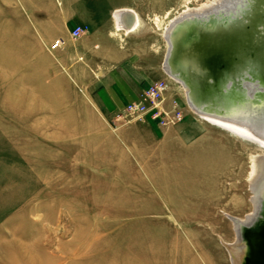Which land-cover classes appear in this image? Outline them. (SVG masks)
Masks as SVG:
<instances>
[{"label":"rangeland","instance_id":"obj_1","mask_svg":"<svg viewBox=\"0 0 264 264\" xmlns=\"http://www.w3.org/2000/svg\"><path fill=\"white\" fill-rule=\"evenodd\" d=\"M4 2L13 9H0V264H232L231 217L253 211L251 156L264 149L197 115L163 69L169 24L225 0ZM122 9L137 15L133 31L117 28ZM78 25L87 30L75 39ZM93 28L107 34V54L125 57L117 72L136 97L118 106L89 104V89L114 72L87 55ZM159 80L181 120L124 117Z\"/></svg>","mask_w":264,"mask_h":264},{"label":"bare ground","instance_id":"obj_2","mask_svg":"<svg viewBox=\"0 0 264 264\" xmlns=\"http://www.w3.org/2000/svg\"><path fill=\"white\" fill-rule=\"evenodd\" d=\"M207 9H213V5L190 11L200 14ZM127 15L133 20H130V25L124 22ZM205 21L181 24L175 28L171 38L176 40L179 60L164 71L176 81L184 80L192 104L208 112H195L197 115L246 137L264 149V94L252 99L238 90L223 89L226 80L241 79L248 74L264 85V0H244L235 14L218 13ZM115 24L117 28L130 32L138 25L137 16L129 9H122L115 13ZM166 37L168 32L165 33L168 43ZM200 57L214 72V83L204 82ZM248 181L254 195L253 206L260 199L261 212L250 223V220L246 223L231 217L235 235L241 236L236 241L237 251L230 249L232 264H264V155L251 156Z\"/></svg>","mask_w":264,"mask_h":264},{"label":"water","instance_id":"obj_3","mask_svg":"<svg viewBox=\"0 0 264 264\" xmlns=\"http://www.w3.org/2000/svg\"><path fill=\"white\" fill-rule=\"evenodd\" d=\"M242 3H244V0H225V3L221 4V6L219 5L218 7H215L211 10H208L204 13H197V14H192V13H186L180 17H178L177 19H175L174 21H172L166 32H168V49L164 58V62H163V69L167 67L169 68V66H172V64L176 63L177 60H179L177 58V43L176 40L173 41V39L171 38L172 33H174L175 28L179 27L181 24H187V23H195L197 21L202 22L205 21L207 19H210L212 17V15H217L218 13L221 14H226V13H233L235 14L236 12L239 11V9L241 8ZM239 5V7H238ZM124 22L125 24H129L131 23L130 19V15L128 17L124 16ZM131 20V21H130ZM206 22V21H205ZM180 58V56H179ZM201 59V60H200ZM204 58H199V65H202L200 71L205 73L204 77L206 79V81L204 82H211L214 83L212 76L215 75L213 71H211V69L209 67H207V64L205 63V61H203ZM193 69V68H192ZM194 73V72H191ZM213 74V75H212ZM250 76V77H249ZM199 77H201V74L199 75ZM179 79V78H178ZM180 82V84L185 88L186 90V85L185 82H183L181 79L178 80ZM261 81L255 77H252L250 74H248L247 76L242 77L241 79L236 77L235 79H228L226 80V82L223 85V89H227L229 88V90H238L239 92L245 94L248 98H255L256 96H258L260 93L264 94V85L263 83H260ZM190 90V89H189ZM186 96H187V102L188 105L190 106V108L197 113H208L207 111H202L199 107H196L195 104H192V101L190 100L187 92H186ZM261 210H260V199L256 200L255 203V207L253 206V211L250 215L245 217V222L247 223L248 220L249 223L257 218V216L259 217ZM245 223V224H246ZM237 241L241 238L240 234L236 237ZM232 261V258H231Z\"/></svg>","mask_w":264,"mask_h":264},{"label":"crops","instance_id":"obj_4","mask_svg":"<svg viewBox=\"0 0 264 264\" xmlns=\"http://www.w3.org/2000/svg\"><path fill=\"white\" fill-rule=\"evenodd\" d=\"M12 7L13 4L11 2L0 3V9H5V10L13 9ZM81 22L82 21L80 20L77 21V23H81ZM84 22H86L89 25V17H87V19ZM67 25H69L68 22H66V26ZM69 33L70 31L68 27H66L65 37H68ZM90 34L91 35H89L88 33V35L85 38L86 52L88 57L89 58L95 57V60L97 61L96 63L97 67L107 66L109 69L113 68L114 72L105 76L102 79V81H100L99 86L96 87L94 90L92 89L91 91V89H89V104L100 105L104 107H112V106L120 105L121 101L129 100V99L132 100L133 98H135L136 97L135 93L131 92V89H129L128 84L125 82V80L121 78L120 74L117 72V69H119V67L122 68L125 67V69H127V64L124 63L125 57L119 56L118 51L117 53L115 52V55L112 56L106 53L104 47L106 46V42L109 41L107 34H101L100 36V34H98V31L95 28L92 29V32ZM95 43H98L96 49H94ZM121 93H123V95ZM101 122L102 120L100 119L99 124H101ZM147 124L156 127V125L153 123H147ZM136 128L133 127L132 129L135 131L145 132L147 135L151 133V131L147 127L138 126Z\"/></svg>","mask_w":264,"mask_h":264},{"label":"built area","instance_id":"obj_5","mask_svg":"<svg viewBox=\"0 0 264 264\" xmlns=\"http://www.w3.org/2000/svg\"><path fill=\"white\" fill-rule=\"evenodd\" d=\"M86 30L87 27L78 25L72 30L71 36L75 39L79 38ZM166 88L165 82L160 80L147 84L136 101L124 106L123 116L141 122L153 123L158 127H168L178 123L182 118V113L176 101L170 110L163 104Z\"/></svg>","mask_w":264,"mask_h":264}]
</instances>
